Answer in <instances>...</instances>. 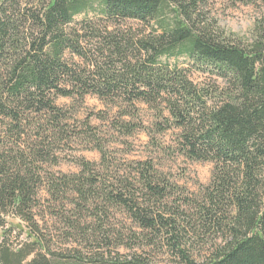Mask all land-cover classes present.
Listing matches in <instances>:
<instances>
[{
    "label": "trees",
    "instance_id": "16d2710c",
    "mask_svg": "<svg viewBox=\"0 0 264 264\" xmlns=\"http://www.w3.org/2000/svg\"><path fill=\"white\" fill-rule=\"evenodd\" d=\"M184 1L39 0L37 9L18 12L16 0H0V128L8 127L20 135L30 115L39 113H49L53 128H58L67 114L55 105L57 97L81 99L92 94L131 108L135 102L163 106L168 116L158 110L165 121L162 128L179 130L181 155L213 164L199 214L211 227H222L220 217L226 219L222 242L198 262L183 247L187 234L177 222L183 218L179 214L166 218L143 206L129 192L127 180L118 179L117 186L109 184L111 175L99 169L105 162L97 165L79 160L77 173L55 176L44 168L58 163L50 161V150L44 151V139L34 146L12 148L0 137V264H152L134 252L84 257L51 251L43 243L33 216L44 183L54 200L62 203L71 198L69 202L78 212L75 221L68 218L66 223L76 234L88 232L79 225V215L89 211L93 202L95 213L90 214L99 221L94 233L97 229L106 245L114 234L117 246L125 242L123 234L104 228L105 209L116 206L141 228L138 234L132 231L127 236L128 245L165 240L179 256V264H264V17L244 44L188 24L189 6L194 1ZM243 1L264 5V0ZM167 3L176 4L181 17L171 22L161 18ZM89 11H97L105 22L133 20L149 25L150 30L141 36H128L115 28L97 29L86 20L78 23L79 29H68L76 16ZM26 23L34 34L20 32V25ZM83 30L92 34L100 49L96 59L89 60L80 44ZM67 53L83 58L84 66L68 63ZM180 55L222 84H214L211 90L196 86L186 69L168 64ZM132 125L121 127L131 134ZM136 165L135 175L144 188L157 200L163 199L166 187L160 182H167L160 181L155 164ZM227 208L230 216L224 213ZM10 214L26 227L28 242L17 248H12L7 238L14 228H5Z\"/></svg>",
    "mask_w": 264,
    "mask_h": 264
},
{
    "label": "rangeland",
    "instance_id": "374dc122",
    "mask_svg": "<svg viewBox=\"0 0 264 264\" xmlns=\"http://www.w3.org/2000/svg\"><path fill=\"white\" fill-rule=\"evenodd\" d=\"M192 0L183 3L188 4ZM189 6L191 21L188 24L195 28H204L215 37L226 38L239 43H247L251 40L254 25L264 17V5L260 1L243 0H193ZM39 0H16L15 6L18 12L25 9H37ZM11 8V7H10ZM188 9V10H189ZM177 5L167 3L162 12L161 18L167 22L179 17L176 12ZM181 17V16H180ZM83 20L91 22L97 29L107 30L113 28L124 31L128 36H141L149 32V25L133 20H124L119 24L105 22L97 11H89L74 18V22L68 27L80 28L78 23ZM154 24V22H151ZM67 29V30H68ZM23 34H34L28 23L20 25V32ZM80 41L89 60L96 59L100 53L92 34L82 31ZM29 38V37H28ZM65 59L75 66H84L83 58L67 53ZM171 68L186 69L189 80L198 87L212 89L214 84H222L216 76L197 68L186 56L180 55L168 60ZM121 98H117L119 103ZM103 101L97 96L88 94L83 98L57 97L54 103L61 108L67 117L62 119L58 128L55 127L49 113L30 115L25 123L23 133L20 135L12 133L8 127L1 126L0 137L3 142L8 143L12 148H26L45 140V150L51 151L50 161L58 162L57 165H45L47 172L59 176L61 174L77 173L79 168L77 162L84 160L94 162H105L99 168L104 173L108 171V183L118 185V179L127 180V188L134 193L137 201L147 206L154 213H159L166 218H181L177 222L186 230L183 236V247L187 254L196 261H203L209 257L211 252L219 245L224 238V231L221 230L226 224V219L220 217L221 225L211 227L199 214L200 204L204 203L206 187L210 185L213 164L211 162L194 161L186 159L178 151L177 138L179 130L175 127L162 128L165 124L164 118L159 116L163 106H150L143 102H135V107H127L120 104ZM164 116H168L166 110H162ZM124 114V115H123ZM126 114V115H125ZM135 124L131 134L123 131V124ZM101 150V151H100ZM137 162H153L156 173L167 182L166 195L163 199L157 200L135 175ZM109 166V168H106ZM135 176V177H134ZM47 185L44 183L38 194L37 205L33 209V216L38 225V231L45 246L56 254H75L76 256L90 257L96 253L109 254H130L132 252L147 258L152 264H179L180 258L173 252L165 240H157L149 243H132L128 245L127 236L135 232L138 234L141 228L132 222L125 211L112 206L106 208L107 219L104 228H112L113 233L119 232L124 235V243L116 245L115 234L109 239L106 245L101 242L100 233L94 229L99 222L90 212L95 213L92 202L88 210H83L79 215V225L82 226L85 234L72 232L66 220L75 221L76 208L69 202L71 198L63 199L64 202L54 200L46 192ZM147 202V203H146ZM181 211L183 213H181ZM229 209H226L227 215ZM11 212V211H10ZM8 215V214H7ZM6 218L5 228L14 227L7 233V238L12 248H17L22 243L28 242L25 237L26 227L19 219ZM105 220V217H103ZM10 224H9V223ZM186 222L194 229L192 230ZM80 228V227H79ZM0 230V238L1 232ZM133 231V232H132ZM73 233V235H70ZM130 246L133 248H130Z\"/></svg>",
    "mask_w": 264,
    "mask_h": 264
}]
</instances>
